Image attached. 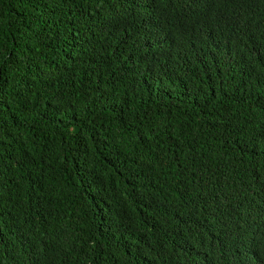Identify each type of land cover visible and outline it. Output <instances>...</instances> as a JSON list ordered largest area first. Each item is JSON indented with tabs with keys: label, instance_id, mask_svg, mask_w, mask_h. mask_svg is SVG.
<instances>
[{
	"label": "trees",
	"instance_id": "trees-1",
	"mask_svg": "<svg viewBox=\"0 0 264 264\" xmlns=\"http://www.w3.org/2000/svg\"><path fill=\"white\" fill-rule=\"evenodd\" d=\"M0 264H264V0H0Z\"/></svg>",
	"mask_w": 264,
	"mask_h": 264
}]
</instances>
